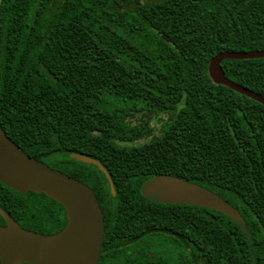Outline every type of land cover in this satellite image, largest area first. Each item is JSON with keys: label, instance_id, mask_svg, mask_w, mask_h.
<instances>
[{"label": "trees", "instance_id": "1", "mask_svg": "<svg viewBox=\"0 0 264 264\" xmlns=\"http://www.w3.org/2000/svg\"><path fill=\"white\" fill-rule=\"evenodd\" d=\"M258 51L264 0H0V128L95 192L99 264H264V106L209 75L222 53ZM222 68L264 98V59ZM163 175L220 196L246 230L148 200ZM0 207L41 235L68 223L56 201L2 183Z\"/></svg>", "mask_w": 264, "mask_h": 264}, {"label": "water", "instance_id": "2", "mask_svg": "<svg viewBox=\"0 0 264 264\" xmlns=\"http://www.w3.org/2000/svg\"><path fill=\"white\" fill-rule=\"evenodd\" d=\"M264 59V51L222 53L209 65L217 85L246 96L264 106V98L230 81L224 61ZM71 159L94 165L107 174L95 159L72 154ZM108 175V174H107ZM110 180V177L108 176ZM0 183L26 195L43 194L64 207L68 223L55 235L25 230L0 207L6 226H0L1 264H99L105 236L104 215L95 192L86 184L56 171L27 155L0 128ZM143 195L158 204L195 206L219 212L246 230L240 213L215 193L176 177L159 176L145 185Z\"/></svg>", "mask_w": 264, "mask_h": 264}, {"label": "flooded vegetation", "instance_id": "3", "mask_svg": "<svg viewBox=\"0 0 264 264\" xmlns=\"http://www.w3.org/2000/svg\"><path fill=\"white\" fill-rule=\"evenodd\" d=\"M3 227H5V226H3ZM103 246H104V242H103ZM113 246V245H112ZM102 251H103V248H102ZM103 253V252H102Z\"/></svg>", "mask_w": 264, "mask_h": 264}]
</instances>
